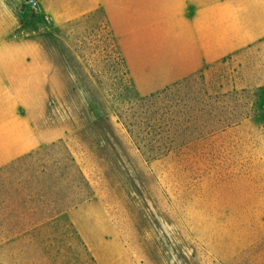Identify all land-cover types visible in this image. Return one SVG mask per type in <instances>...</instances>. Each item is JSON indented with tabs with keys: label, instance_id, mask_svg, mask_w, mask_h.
Instances as JSON below:
<instances>
[{
	"label": "rangeland",
	"instance_id": "374dc122",
	"mask_svg": "<svg viewBox=\"0 0 264 264\" xmlns=\"http://www.w3.org/2000/svg\"><path fill=\"white\" fill-rule=\"evenodd\" d=\"M22 6L28 31L62 38L42 46L80 54L70 70L90 123L33 160L65 180L67 199L78 198L70 179L80 171L86 201L4 245L0 264H264V45L186 86L224 94L227 129L146 161L117 118L140 97L102 15L55 24Z\"/></svg>",
	"mask_w": 264,
	"mask_h": 264
},
{
	"label": "crops",
	"instance_id": "0c3cea01",
	"mask_svg": "<svg viewBox=\"0 0 264 264\" xmlns=\"http://www.w3.org/2000/svg\"><path fill=\"white\" fill-rule=\"evenodd\" d=\"M22 3L0 0V171L90 123L70 70L80 54L42 46L62 38L28 31ZM39 8L55 24L100 13L140 98L264 45V0H42ZM18 167L0 173V249L72 217L43 214L35 202L15 210L10 199L36 186L11 179Z\"/></svg>",
	"mask_w": 264,
	"mask_h": 264
},
{
	"label": "trees",
	"instance_id": "16d2710c",
	"mask_svg": "<svg viewBox=\"0 0 264 264\" xmlns=\"http://www.w3.org/2000/svg\"><path fill=\"white\" fill-rule=\"evenodd\" d=\"M196 77L197 74L189 76L138 99L118 112V121L146 161H155L186 149L230 126L231 122L225 116L226 107L220 103L225 97L224 94L210 95L194 85L186 90V86L193 83ZM183 90L186 92H182ZM44 149L46 147L0 171L3 173L23 166L22 171L11 179L35 182L36 186L28 188L24 196L16 193L17 197L10 199L9 204L15 210H21L22 206L26 207L27 204L35 202L40 204L43 214L58 215L86 201L85 198H80V195L87 184L78 170L77 178L75 176L76 179L74 177L70 179V186L78 198L72 200L60 197L63 195L58 196L57 187L65 180L51 173L45 175V169L38 170L34 165L33 158ZM64 170L68 171V168L65 167Z\"/></svg>",
	"mask_w": 264,
	"mask_h": 264
},
{
	"label": "built area",
	"instance_id": "2783aa9c",
	"mask_svg": "<svg viewBox=\"0 0 264 264\" xmlns=\"http://www.w3.org/2000/svg\"><path fill=\"white\" fill-rule=\"evenodd\" d=\"M41 1L42 0H25L32 11H36L39 8Z\"/></svg>",
	"mask_w": 264,
	"mask_h": 264
}]
</instances>
